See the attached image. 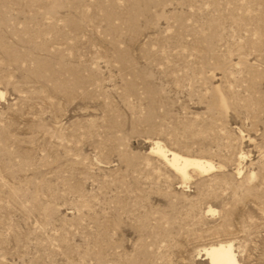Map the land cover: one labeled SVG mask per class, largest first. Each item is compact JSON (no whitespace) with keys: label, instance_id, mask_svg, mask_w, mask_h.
I'll return each instance as SVG.
<instances>
[{"label":"rangeland","instance_id":"rangeland-1","mask_svg":"<svg viewBox=\"0 0 264 264\" xmlns=\"http://www.w3.org/2000/svg\"><path fill=\"white\" fill-rule=\"evenodd\" d=\"M225 243L264 264V0H0V264Z\"/></svg>","mask_w":264,"mask_h":264},{"label":"bare ground","instance_id":"bare-ground-1","mask_svg":"<svg viewBox=\"0 0 264 264\" xmlns=\"http://www.w3.org/2000/svg\"><path fill=\"white\" fill-rule=\"evenodd\" d=\"M150 151L156 154L170 169L179 174L184 180L189 178V168L204 174L215 167L209 160L183 155L165 149L158 141L154 142ZM204 253L205 258L209 260V264H235L237 262L230 244L211 245L205 249Z\"/></svg>","mask_w":264,"mask_h":264}]
</instances>
